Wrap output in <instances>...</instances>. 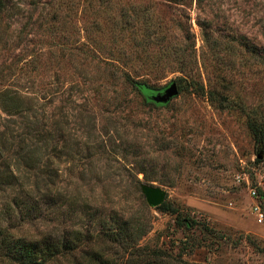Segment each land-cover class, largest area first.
<instances>
[{"label": "rangeland", "instance_id": "1", "mask_svg": "<svg viewBox=\"0 0 264 264\" xmlns=\"http://www.w3.org/2000/svg\"><path fill=\"white\" fill-rule=\"evenodd\" d=\"M28 2L0 15V93L28 118L0 99V168L22 169L28 129L45 141L21 231L87 234L52 264H264V0ZM171 82L165 104L136 89Z\"/></svg>", "mask_w": 264, "mask_h": 264}, {"label": "trees", "instance_id": "2", "mask_svg": "<svg viewBox=\"0 0 264 264\" xmlns=\"http://www.w3.org/2000/svg\"><path fill=\"white\" fill-rule=\"evenodd\" d=\"M38 1L29 0L28 3L33 5ZM19 2L20 0H0V15L12 13L17 16L21 14ZM136 89L145 91L147 96L152 92V90L137 83ZM4 96H6V92H1V105L5 111L26 117L23 115L25 107L22 105L23 99L21 97L5 98ZM148 100H150L149 97ZM32 132L31 129H28L25 132L26 136H21L17 143L18 148L24 150L23 154L19 155L21 165L23 164L21 166L22 169L19 165L12 169L9 164L2 165L3 167L0 168V184L5 183L14 190L11 201L0 203V264H52L57 259V256H61L66 252L70 253L71 250L76 248L77 244L89 240L87 234L84 236V233L77 228L58 237H52V235L48 234L44 236L27 235L21 231L20 225H22V222L29 223V220H31L30 207L21 199V196L29 200L32 197L34 203V197L41 196L44 193L43 190H39V180H35L32 184L30 183L29 173L31 169L37 168V172L43 171L38 167L39 156L34 152L39 150V142L41 146L45 142L42 135ZM10 138L11 140L13 139L12 134ZM7 143H9L8 140L1 133L0 144L6 145ZM16 163H19V160ZM39 175L42 174L39 173ZM50 180V176H48L47 180L42 179L41 182L44 186H47ZM31 185L34 188L30 187ZM159 206L169 212L176 213L178 224L191 226L189 221L180 217L178 209L171 203L162 202ZM106 235L111 241L118 240L119 237L115 231H108ZM92 262L93 264H113L109 256H102L96 253H93Z\"/></svg>", "mask_w": 264, "mask_h": 264}, {"label": "water", "instance_id": "3", "mask_svg": "<svg viewBox=\"0 0 264 264\" xmlns=\"http://www.w3.org/2000/svg\"><path fill=\"white\" fill-rule=\"evenodd\" d=\"M178 92L175 82H171L168 86L159 91H152L148 97L155 103L165 104L170 98ZM146 201L150 206H158L164 201L165 192L157 187H142Z\"/></svg>", "mask_w": 264, "mask_h": 264}, {"label": "built area", "instance_id": "4", "mask_svg": "<svg viewBox=\"0 0 264 264\" xmlns=\"http://www.w3.org/2000/svg\"><path fill=\"white\" fill-rule=\"evenodd\" d=\"M252 194L255 195L256 191L252 190ZM254 211H255V214H256V217H257L258 221L262 222L264 220V214H263L260 206L255 204Z\"/></svg>", "mask_w": 264, "mask_h": 264}]
</instances>
